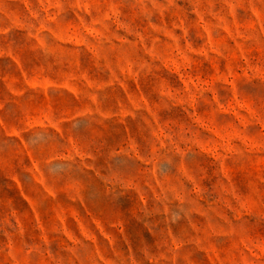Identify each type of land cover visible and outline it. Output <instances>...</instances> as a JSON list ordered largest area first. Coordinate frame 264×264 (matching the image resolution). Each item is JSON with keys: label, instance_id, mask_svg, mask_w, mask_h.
Returning <instances> with one entry per match:
<instances>
[{"label": "rangeland", "instance_id": "obj_1", "mask_svg": "<svg viewBox=\"0 0 264 264\" xmlns=\"http://www.w3.org/2000/svg\"><path fill=\"white\" fill-rule=\"evenodd\" d=\"M0 264H264V0H0Z\"/></svg>", "mask_w": 264, "mask_h": 264}]
</instances>
